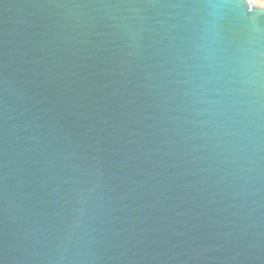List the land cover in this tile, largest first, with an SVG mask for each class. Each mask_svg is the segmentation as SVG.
Masks as SVG:
<instances>
[{"label": "water", "instance_id": "obj_1", "mask_svg": "<svg viewBox=\"0 0 264 264\" xmlns=\"http://www.w3.org/2000/svg\"><path fill=\"white\" fill-rule=\"evenodd\" d=\"M0 264H264V6L0 0Z\"/></svg>", "mask_w": 264, "mask_h": 264}, {"label": "snow or ice", "instance_id": "obj_2", "mask_svg": "<svg viewBox=\"0 0 264 264\" xmlns=\"http://www.w3.org/2000/svg\"><path fill=\"white\" fill-rule=\"evenodd\" d=\"M255 2V0H254ZM261 6H264V0H260Z\"/></svg>", "mask_w": 264, "mask_h": 264}, {"label": "rangeland", "instance_id": "obj_3", "mask_svg": "<svg viewBox=\"0 0 264 264\" xmlns=\"http://www.w3.org/2000/svg\"><path fill=\"white\" fill-rule=\"evenodd\" d=\"M254 2V0H252ZM255 3L261 5V3L259 2V0H255Z\"/></svg>", "mask_w": 264, "mask_h": 264}, {"label": "trees", "instance_id": "obj_4", "mask_svg": "<svg viewBox=\"0 0 264 264\" xmlns=\"http://www.w3.org/2000/svg\"><path fill=\"white\" fill-rule=\"evenodd\" d=\"M259 2H260V0H259Z\"/></svg>", "mask_w": 264, "mask_h": 264}]
</instances>
